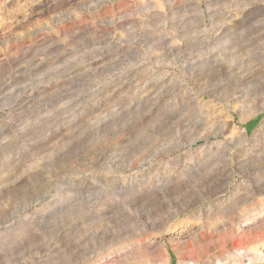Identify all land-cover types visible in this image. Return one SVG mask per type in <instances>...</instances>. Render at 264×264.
Listing matches in <instances>:
<instances>
[{"label":"rangeland","instance_id":"rangeland-1","mask_svg":"<svg viewBox=\"0 0 264 264\" xmlns=\"http://www.w3.org/2000/svg\"><path fill=\"white\" fill-rule=\"evenodd\" d=\"M0 264H264V0H0Z\"/></svg>","mask_w":264,"mask_h":264}]
</instances>
